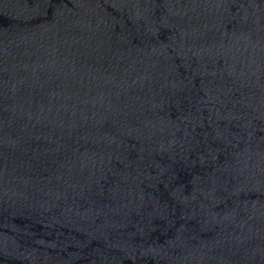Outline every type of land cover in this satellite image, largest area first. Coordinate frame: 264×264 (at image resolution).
<instances>
[{"label":"water","instance_id":"1","mask_svg":"<svg viewBox=\"0 0 264 264\" xmlns=\"http://www.w3.org/2000/svg\"><path fill=\"white\" fill-rule=\"evenodd\" d=\"M0 264H264V0H0Z\"/></svg>","mask_w":264,"mask_h":264}]
</instances>
